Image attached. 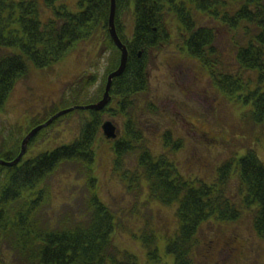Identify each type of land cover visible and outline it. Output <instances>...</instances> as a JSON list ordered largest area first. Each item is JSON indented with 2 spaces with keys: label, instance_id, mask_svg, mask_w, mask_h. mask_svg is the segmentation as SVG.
I'll return each instance as SVG.
<instances>
[{
  "label": "trees",
  "instance_id": "16d2710c",
  "mask_svg": "<svg viewBox=\"0 0 264 264\" xmlns=\"http://www.w3.org/2000/svg\"><path fill=\"white\" fill-rule=\"evenodd\" d=\"M62 1L0 0V109L15 84L29 74L30 64L39 70L50 68L60 63L79 42L104 39L115 53L108 72L116 69L119 53L108 34L111 0H73L78 8L75 13L65 5L56 7ZM129 1L116 0V28L129 55L125 73L113 81L111 95L114 108L107 112L111 115L116 108L117 114L127 119L125 138L115 147L116 163L124 153L141 149L135 182L142 179L146 182L150 200L167 207L176 206L179 226L166 247L174 257V264H203L196 259L201 225L213 220L237 221L242 215V206L249 208L253 229L264 240V166L254 152H249L238 163L241 193L238 208L239 205L225 195L232 163L222 166L217 183L206 185L182 177L167 155L154 157L147 148L137 147L142 139L134 134L137 131L133 129L130 115L136 109L137 98L148 88V55L161 49V45L168 41L166 19L169 14L182 12L183 19L189 20L186 4L193 0H133V37L126 40L119 16ZM249 2L255 6V15L249 19L252 21L257 18L256 12L264 14V4L260 0ZM42 7L50 9L54 18L43 21ZM243 11L232 19L233 24L240 23ZM246 35L247 45L238 49L237 63L242 71L255 72L262 81L264 38ZM185 44L189 55L209 72L215 87L226 98L241 101L239 93L247 94L244 104L252 107L250 115L253 121L258 125L264 124V94L259 92V88L250 90V83L246 84L241 75L226 73L217 49H207L209 39L206 32L199 37L190 35ZM100 92L101 95L102 90ZM103 116L104 113H91V119L82 126L80 137L71 145L58 147L26 162L22 160L16 167L0 166V250L9 245L15 258L11 264H137L133 255L114 247V216L94 193L93 146ZM163 140L166 151L179 150L180 143L172 147L175 142L169 133ZM20 144L13 145V150L8 153H1L0 159L15 160L20 153ZM67 163L80 167L93 193L88 204L91 215L87 226L72 227L62 221L52 223L43 215L51 202L47 181ZM56 225L59 226L57 230ZM142 239L150 260L158 261L155 235H143Z\"/></svg>",
  "mask_w": 264,
  "mask_h": 264
},
{
  "label": "rangeland",
  "instance_id": "374dc122",
  "mask_svg": "<svg viewBox=\"0 0 264 264\" xmlns=\"http://www.w3.org/2000/svg\"><path fill=\"white\" fill-rule=\"evenodd\" d=\"M219 1L229 4L231 0ZM62 5L73 13L78 10L73 0L58 3L59 7ZM130 9L134 10L133 2ZM130 9L124 5L119 16L127 38L131 37L133 24ZM52 18L51 10L42 7L41 19L46 22ZM195 19L207 25L206 17ZM169 27L172 41L148 55V88L137 98L136 109L130 115L137 131L134 134L142 139L137 147L147 148L155 157L167 155L184 178L206 185L217 183L220 167L232 163L225 195L240 206L238 161L254 152L264 165V124L253 121L252 107L244 104L246 93L245 96L239 93L241 101L228 100L215 89L200 64L182 52L184 43L176 33L172 17ZM248 30L252 36L256 33L253 28ZM243 32L220 28L216 33L217 51L225 71L231 74L238 73L235 56L242 44L239 38L233 42L232 35L243 36ZM104 45L99 39L79 42L65 59L49 69L39 70L29 65L30 74L15 84L0 109V154L12 151L13 145L21 142L36 122L69 108L74 101L75 105H83L94 98L113 59ZM262 58L264 62V51ZM243 76L248 84L256 82L251 84V90L255 86L264 94V81L259 84L255 72ZM89 117L87 111L74 112L46 129L26 151L23 162L73 144ZM126 120L124 115L104 116V121L117 126L119 140L125 138ZM167 133L175 142L172 147L180 143L175 153L165 151L163 136ZM113 149L112 142L105 140L100 132L93 146V174L99 200L116 215L114 247L133 255L137 264H174V257L166 247L179 226L176 206L168 208L150 200L145 184L140 187L133 180L141 149L124 153L118 163ZM79 168L72 163L64 164L48 179L51 203L45 208V219L52 223L62 221L72 227L88 225L91 215L88 204L92 198ZM248 210L242 206V215L234 222L213 220L201 225L196 259L203 264H264V240L254 231ZM143 233L155 235L158 261L148 257L141 239ZM14 260L9 245H4L0 263L11 264Z\"/></svg>",
  "mask_w": 264,
  "mask_h": 264
},
{
  "label": "flooded vegetation",
  "instance_id": "af4514ba",
  "mask_svg": "<svg viewBox=\"0 0 264 264\" xmlns=\"http://www.w3.org/2000/svg\"><path fill=\"white\" fill-rule=\"evenodd\" d=\"M261 1V0H260ZM262 3L264 4V0H262ZM194 7H198V3H194ZM255 6L249 2V0H241L239 4L235 6V10L233 13H231V8L222 7L217 9L216 5L212 3L205 13H201L200 10H198L199 16H204L207 19V25L204 26L199 23L198 20L195 18H191V25L193 27L192 29V36L199 37L200 35H204L206 32V36L209 39V45L207 49H217L215 37L216 33L220 28H229L231 32L237 33L240 29L243 32V36H240V41L242 42L240 48H246L247 45V35L249 30L253 28L256 32L253 36L264 38V14L257 13V18L249 21L250 17H253L255 15V12L253 11ZM241 13V21L240 23H232V19L236 18L237 13L239 11H242ZM260 11V10H259ZM250 12V13H249ZM182 24V35H187L188 31L185 30L184 24ZM180 24V25H181ZM235 42V41H234ZM260 42V41H259ZM236 60V58H235Z\"/></svg>",
  "mask_w": 264,
  "mask_h": 264
},
{
  "label": "water",
  "instance_id": "95a60500",
  "mask_svg": "<svg viewBox=\"0 0 264 264\" xmlns=\"http://www.w3.org/2000/svg\"><path fill=\"white\" fill-rule=\"evenodd\" d=\"M115 14H116V1L111 0L110 15H109V34H110V37H111L113 43L115 44V46L121 51V58H120V63H119L118 69L116 71H114L113 73H111L107 78L105 92H104V95L102 97V100L99 101L98 103L94 104V105H90L87 107H76V108L69 109V110H66V111L59 113L58 115L53 117L51 120H49L43 126H40V127L36 128L35 130H33L23 140L21 152H20L18 158L14 162L7 163L5 161L0 160V165L6 166V167L16 166L19 163V161L22 159V157L24 156L28 142L33 138V136L38 131H40L41 129L48 127L55 119L59 118L60 116L68 114V113L74 111L75 109L91 110V111L99 112V111H102L109 104V102L111 100L109 93L111 90L112 82L115 78H119L124 74V72L126 70L127 59H128V53H127L126 47L122 45L120 39L117 36L116 27H115V23H114L115 22ZM102 130H103L105 137L108 140H115L116 139V137H117L116 128L111 122L104 123L102 126Z\"/></svg>",
  "mask_w": 264,
  "mask_h": 264
}]
</instances>
